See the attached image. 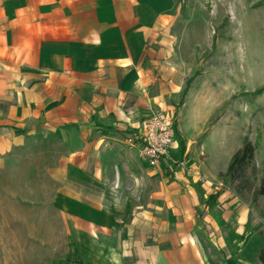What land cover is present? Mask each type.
Listing matches in <instances>:
<instances>
[{
    "label": "crops",
    "instance_id": "crops-1",
    "mask_svg": "<svg viewBox=\"0 0 264 264\" xmlns=\"http://www.w3.org/2000/svg\"><path fill=\"white\" fill-rule=\"evenodd\" d=\"M193 45L189 0H0V264H260Z\"/></svg>",
    "mask_w": 264,
    "mask_h": 264
},
{
    "label": "rangeland",
    "instance_id": "rangeland-1",
    "mask_svg": "<svg viewBox=\"0 0 264 264\" xmlns=\"http://www.w3.org/2000/svg\"><path fill=\"white\" fill-rule=\"evenodd\" d=\"M189 41L194 43L199 87L210 90L208 99L217 100L211 122H219V134L229 142L218 164L229 166V151L234 149V154L246 139L252 140L257 152L248 176L253 190L260 188L264 183V88L260 90L264 86V0H189ZM253 190L239 195L250 206L244 250L247 258L256 260L264 244V194L255 200Z\"/></svg>",
    "mask_w": 264,
    "mask_h": 264
},
{
    "label": "built area",
    "instance_id": "built-area-1",
    "mask_svg": "<svg viewBox=\"0 0 264 264\" xmlns=\"http://www.w3.org/2000/svg\"><path fill=\"white\" fill-rule=\"evenodd\" d=\"M176 141L175 117L161 107H151L146 118L144 133L139 142V152L150 165H159L171 157Z\"/></svg>",
    "mask_w": 264,
    "mask_h": 264
},
{
    "label": "trees",
    "instance_id": "trees-1",
    "mask_svg": "<svg viewBox=\"0 0 264 264\" xmlns=\"http://www.w3.org/2000/svg\"><path fill=\"white\" fill-rule=\"evenodd\" d=\"M263 88L264 86L260 90ZM256 152V143L250 139H246L241 147L233 154L227 171L221 173V176L225 177L226 182L231 184L233 189L240 195H244L245 192L253 190V182L250 176H248V169L249 167H255ZM253 192L256 200L259 194H264V183L260 185V188L254 189ZM217 196V194H212L205 201L212 205ZM258 260L260 264H264V244L259 249Z\"/></svg>",
    "mask_w": 264,
    "mask_h": 264
}]
</instances>
